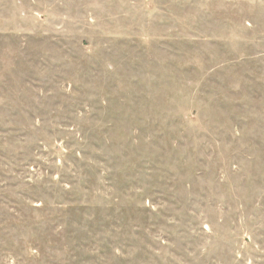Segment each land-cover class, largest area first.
Returning a JSON list of instances; mask_svg holds the SVG:
<instances>
[{
    "label": "rangeland",
    "instance_id": "rangeland-1",
    "mask_svg": "<svg viewBox=\"0 0 264 264\" xmlns=\"http://www.w3.org/2000/svg\"><path fill=\"white\" fill-rule=\"evenodd\" d=\"M0 264H264V0H0Z\"/></svg>",
    "mask_w": 264,
    "mask_h": 264
}]
</instances>
